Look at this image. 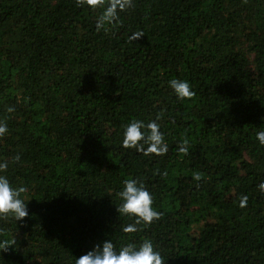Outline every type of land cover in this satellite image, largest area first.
Here are the masks:
<instances>
[{
  "label": "trees",
  "instance_id": "1",
  "mask_svg": "<svg viewBox=\"0 0 264 264\" xmlns=\"http://www.w3.org/2000/svg\"><path fill=\"white\" fill-rule=\"evenodd\" d=\"M103 10L0 0V175L30 213L0 216V264H76L104 239L151 240L165 264H264V0H132L98 30ZM133 120H156L167 151L123 147ZM129 179L159 219L118 213Z\"/></svg>",
  "mask_w": 264,
  "mask_h": 264
},
{
  "label": "clouds",
  "instance_id": "2",
  "mask_svg": "<svg viewBox=\"0 0 264 264\" xmlns=\"http://www.w3.org/2000/svg\"><path fill=\"white\" fill-rule=\"evenodd\" d=\"M77 6H99L103 13L97 21L99 30L107 23H112L118 17V10L123 11L130 7L132 0H111L106 6L104 0H76ZM138 36L139 34H135ZM169 87L179 100L189 99L194 93L187 80L177 78L171 79ZM11 111V109H9ZM159 116H157V120ZM160 125L156 120L145 123L143 120L130 121L124 128L122 146L125 148H135L143 152L144 155L163 154L167 151L163 134L159 131ZM7 131V126L0 123V134ZM256 138L261 145H264V130L256 132ZM183 143H187L184 141ZM146 145V147H145ZM181 151L186 148L181 147ZM6 162L0 163V170L7 169ZM196 180L200 179V174H195ZM264 191V183L260 185ZM26 192L24 186H13L7 176L0 175V216L11 217L16 221H23L30 216L28 202L22 198V193ZM118 196L122 203L117 208L118 213L134 216L136 224L143 222L150 224L154 219H159L161 213L153 205V196L149 190L137 179L124 181ZM246 197L241 201L243 205ZM135 225L124 228L125 232L135 231ZM10 246H14V241H0V251H8ZM76 264H165V260L160 252L155 250L151 240H144L138 245L129 243L118 250L109 239H104L100 244H93L84 254L77 257Z\"/></svg>",
  "mask_w": 264,
  "mask_h": 264
}]
</instances>
